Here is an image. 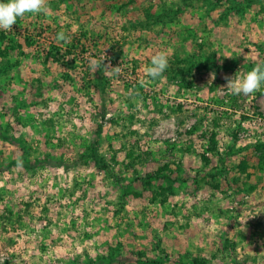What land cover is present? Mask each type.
Segmentation results:
<instances>
[{
	"label": "rangeland",
	"instance_id": "374dc122",
	"mask_svg": "<svg viewBox=\"0 0 264 264\" xmlns=\"http://www.w3.org/2000/svg\"><path fill=\"white\" fill-rule=\"evenodd\" d=\"M256 64L264 0H48L0 30V264H264V83L223 87Z\"/></svg>",
	"mask_w": 264,
	"mask_h": 264
},
{
	"label": "clouds",
	"instance_id": "9594fccd",
	"mask_svg": "<svg viewBox=\"0 0 264 264\" xmlns=\"http://www.w3.org/2000/svg\"><path fill=\"white\" fill-rule=\"evenodd\" d=\"M47 10L48 0H0V30L10 32L13 25L17 22V18H23L28 13L36 15ZM56 39L68 42V37L64 32L57 33ZM105 58L104 56L99 60L91 59L89 61V66L93 72L101 67ZM168 67L169 63L166 53L158 52L151 57V66L146 68V75L152 79H157ZM104 68L114 75H118L120 72L119 66H105ZM225 79L227 83L223 87L227 89L228 94H243L245 96L253 94L259 91L262 83H264V64H256L242 78L235 75L234 77H225ZM16 166L22 167L23 160L19 159Z\"/></svg>",
	"mask_w": 264,
	"mask_h": 264
},
{
	"label": "trees",
	"instance_id": "16d2710c",
	"mask_svg": "<svg viewBox=\"0 0 264 264\" xmlns=\"http://www.w3.org/2000/svg\"><path fill=\"white\" fill-rule=\"evenodd\" d=\"M2 37V36H1ZM3 38V37H2ZM58 49H59V47H58ZM68 76L67 77H65V79L63 80V81H65V82H63V83H61V85H62V87H69V86H71L72 84H67V81H68ZM73 91H76V92H78V91H80V90H78L77 88L76 89H73ZM83 157H85V158H89V159H91V157H93V153H82V154H80V158H82L83 159ZM49 161H50V159H48ZM55 161V163H52V164H56V165H62V166H64V168L65 169H71V165H69L68 163H66L62 158H60V159H56V160H54Z\"/></svg>",
	"mask_w": 264,
	"mask_h": 264
}]
</instances>
